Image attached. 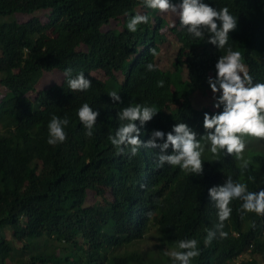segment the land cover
I'll return each mask as SVG.
<instances>
[{"label":"trees","instance_id":"16d2710c","mask_svg":"<svg viewBox=\"0 0 264 264\" xmlns=\"http://www.w3.org/2000/svg\"><path fill=\"white\" fill-rule=\"evenodd\" d=\"M202 2L217 10L228 7L237 19L224 49L209 43L207 33L193 38L178 15L169 11L165 17L144 0H0V18L29 16L0 21V264H8L15 251L25 257L17 264H180L163 246L185 251L178 247L185 239L198 242L199 254L189 264H230L249 244L241 264H264V214L243 211V201L233 199L230 217L217 230L209 194L229 177L248 191L264 189V152L248 150L238 160L226 150L211 153L210 142L202 140L214 132L204 128V114L224 109L214 107L222 93H213L208 80H216L215 65L227 48L241 53L254 84L264 83V0ZM136 14L149 20L133 33L126 25ZM167 50L168 66L159 61ZM149 63L154 70L147 69ZM68 69L73 77L83 72L90 88L71 90ZM55 71L62 74L59 82L36 86L43 73ZM161 80L164 86L158 87ZM111 91L121 100L114 101ZM199 97L208 100L201 103ZM84 103L99 112L91 136L77 115ZM131 104L158 111L150 121L134 122L142 142L135 155L125 145L119 151L109 139L126 123L119 113ZM54 115L69 123L66 140L50 145ZM178 123L201 141L198 175L179 165H159V155L172 154L171 145L163 151L144 146L156 131L164 133L155 138L162 145ZM244 160L247 168L241 167ZM89 195L102 206L87 203ZM155 226L162 238L154 258L151 252L125 251ZM209 230L216 237L205 245ZM118 247L122 255L113 253Z\"/></svg>","mask_w":264,"mask_h":264},{"label":"clouds","instance_id":"9594fccd","mask_svg":"<svg viewBox=\"0 0 264 264\" xmlns=\"http://www.w3.org/2000/svg\"><path fill=\"white\" fill-rule=\"evenodd\" d=\"M144 4L153 10L164 13L170 11L178 15L181 27H185L193 38H202L207 33L208 42L216 45L218 49L225 48L229 40V33L237 27V19L230 14L228 7L217 10L203 3L202 0H182L178 5L171 3L170 0H144ZM148 20L147 15L136 14L128 19L126 27L134 33L137 31L138 25L146 24ZM149 51L153 56L156 54L154 48ZM241 61V53L234 51L231 47L227 48L226 55L219 57L215 65L217 78L215 81L209 78L208 83L213 93H222L219 102L214 107L218 109L223 104L224 109L216 115L204 114V128L214 129V132L202 137V140L210 142L211 153L218 154V150H226L227 154H234L238 160L242 159L241 154L246 147L245 141L242 139L243 136L264 139V83L254 84L252 76L246 71ZM147 69L152 71L155 69V65L149 63ZM65 75L68 77L67 84L73 91H84L91 86V81L85 78L83 72L73 77L71 69H68ZM217 84H219V88H217ZM157 86L163 87L164 81H158ZM108 95L114 101L121 100L116 91H111ZM157 113L155 107L142 104H131L129 107L123 108L119 113V119L126 123L121 124L115 136L109 137L111 143L121 152H124L125 149L120 146L125 145L126 149L135 155L142 142L140 130L134 122L139 120L143 124L152 120ZM77 115L85 128L88 129L87 135L91 136L99 112L84 103L78 109ZM68 123L67 118L60 119L55 115L51 118L48 125L50 137L48 143L50 145L66 140L64 128ZM173 131L175 135L169 133L162 145H157L155 138L162 139L164 133L154 132L153 139L148 140L144 146L149 148L159 146L163 151L171 145L172 154L159 155V165L167 162L170 165H179L182 169L190 170L197 175L200 174L202 171L201 154L204 151L201 141L196 139L195 133L185 123L176 124ZM247 166L248 161L244 160L241 167L247 168ZM209 194L215 204L220 221L216 226L217 230L222 229L223 222L230 217L232 209L229 205L233 199L243 201L241 205L243 211L264 214V189L258 192L248 191L245 184L234 183L229 177L224 186L211 188ZM220 236L226 238L227 233L220 231ZM215 237L216 231L209 230L204 240L205 245L210 244ZM197 244L198 242L193 239L181 240L178 247L185 251H174L170 255L180 264H189L190 259L199 254ZM251 248L252 244H249L238 255L243 254V258L249 257L248 252ZM233 260L230 264H233Z\"/></svg>","mask_w":264,"mask_h":264},{"label":"rangeland","instance_id":"374dc122","mask_svg":"<svg viewBox=\"0 0 264 264\" xmlns=\"http://www.w3.org/2000/svg\"><path fill=\"white\" fill-rule=\"evenodd\" d=\"M158 12L162 13V14L164 13V12H160V11H158ZM36 14L39 16V18L41 19L42 22L47 21L46 16L42 12H37ZM164 14H165V17H167L169 15L168 12L164 13ZM28 17L29 16L23 15V14H12V15L1 17L0 21L9 22V21H12L14 19L17 21H22V20L27 19ZM111 26L119 27L115 21H112ZM170 55H171V50H167V51L163 52L160 55V60H159L160 63L168 66L170 63V60H171ZM94 74L98 75L97 72H95ZM184 75H185V73L183 72V76ZM61 78H62V74H60L59 72H56V71L51 72V73L45 72L42 74V76L38 80V83H36V86L39 84V87H45L49 83L59 82L61 80ZM34 94H35V92H30L29 96L31 98H33ZM207 100H208V98L199 97V101H201V103H205V102H207ZM242 139L245 141V144H246L244 152H246L248 150H255V151L264 152V139L253 137V136H247V135L243 136ZM202 154H201V156H202ZM87 203H91V204L94 203L100 207L102 206L101 199H98L92 195H89V197L87 199ZM161 238H162L161 231L156 226L152 227L151 229L146 231V233L143 235V237L140 239V241H138L135 244H130L129 247L127 249H125V251H131V250L136 249V250L143 252V254L151 252L150 254H151L152 258H154V253L158 254V252H157L158 247H155V246H157V244H160ZM12 244L16 248H17V246L20 245L17 241H15L13 239H12ZM163 252L170 254L171 252H173V249L171 247H168V246H163ZM113 253H115L117 255H122V253H124V251H123V249H120L118 247L114 250ZM17 259L20 260V262H23L25 257L20 255V253L17 254V251H15L12 260H10L8 264H17Z\"/></svg>","mask_w":264,"mask_h":264},{"label":"built area","instance_id":"2783aa9c","mask_svg":"<svg viewBox=\"0 0 264 264\" xmlns=\"http://www.w3.org/2000/svg\"><path fill=\"white\" fill-rule=\"evenodd\" d=\"M243 259V254L238 255L234 260H233V264H241Z\"/></svg>","mask_w":264,"mask_h":264}]
</instances>
